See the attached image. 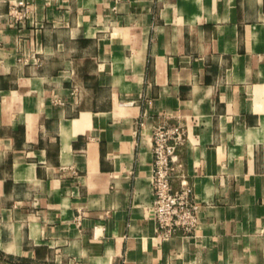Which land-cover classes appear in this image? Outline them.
Here are the masks:
<instances>
[{
    "label": "crops",
    "instance_id": "obj_1",
    "mask_svg": "<svg viewBox=\"0 0 264 264\" xmlns=\"http://www.w3.org/2000/svg\"><path fill=\"white\" fill-rule=\"evenodd\" d=\"M26 1L0 0V264H264V0ZM159 124L199 205L167 239Z\"/></svg>",
    "mask_w": 264,
    "mask_h": 264
},
{
    "label": "built area",
    "instance_id": "obj_2",
    "mask_svg": "<svg viewBox=\"0 0 264 264\" xmlns=\"http://www.w3.org/2000/svg\"><path fill=\"white\" fill-rule=\"evenodd\" d=\"M29 12L30 6L26 0H17L8 10L15 19L27 17ZM183 135V129L178 124H159L152 131L151 208L157 221V235L162 239H167L178 229L191 232L198 221L199 205L191 186L182 181L179 188H174L171 183L174 163L177 160V148L183 140Z\"/></svg>",
    "mask_w": 264,
    "mask_h": 264
},
{
    "label": "trees",
    "instance_id": "obj_3",
    "mask_svg": "<svg viewBox=\"0 0 264 264\" xmlns=\"http://www.w3.org/2000/svg\"><path fill=\"white\" fill-rule=\"evenodd\" d=\"M9 264H55L52 262H34L26 256H9Z\"/></svg>",
    "mask_w": 264,
    "mask_h": 264
}]
</instances>
